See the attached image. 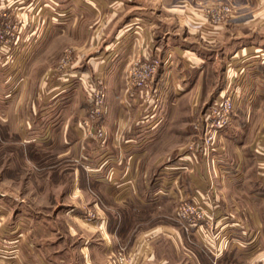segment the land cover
Listing matches in <instances>:
<instances>
[{"label":"crops","instance_id":"1","mask_svg":"<svg viewBox=\"0 0 264 264\" xmlns=\"http://www.w3.org/2000/svg\"><path fill=\"white\" fill-rule=\"evenodd\" d=\"M115 1L107 4L101 0H83V3L72 0L66 14L49 16L50 23H62L74 21L79 16L74 13L76 9L102 14L95 17L96 26L82 37V45L77 48L82 66L73 64L59 80L50 82L54 86L48 91L52 103L40 114L41 119L49 122L34 130L36 147L48 149L62 143L58 126L62 113H68V122L72 117V124L84 111L85 93L91 82L104 78L108 115L103 120V139L98 143L85 139L86 142L65 149L80 157L78 166L92 168L90 171L84 168V181L99 186L102 197L111 200L110 203L136 212L144 211L164 196L195 199L205 212L214 213L216 207L209 200L220 198L227 205L238 204L242 209L240 216L251 218L252 231L257 229L250 238L256 243L264 241L263 14L246 20L234 18L225 26H211L197 9L200 0H155V3L160 1L164 10L160 15L153 14L145 0H136L132 4L135 10L130 14H125V1ZM59 2L48 0L51 10L57 11ZM260 3L257 2L259 6ZM26 4L23 0H0V7L20 8L18 16L27 24L20 34L22 42L56 38L59 30L43 31L41 27L30 31L31 24L41 20L39 9L32 15ZM252 28L260 32H251ZM26 52L27 47L15 58L20 67L27 61ZM151 56L161 59V68L152 84L155 96L150 99L155 106L151 102L147 104L149 100L143 95L126 94L122 84L128 64L135 58L146 60ZM3 63L4 70L7 63ZM226 89L234 90L242 103L231 126L220 134L223 148L213 150L211 162L201 153L188 151L191 131L187 125L196 110L220 102ZM68 122L61 126L74 135L76 130ZM220 158L225 163L221 164ZM146 199L155 202H145ZM103 208L99 212L102 219L106 218V228L110 213ZM215 219H219L217 225L226 234L234 233L236 247L248 244L244 234L239 235L237 230L241 229L236 224L220 222V215ZM110 239L105 238L104 245H109ZM93 246L82 247L84 264L106 261V256H99L98 248ZM132 246L135 250L141 247L137 241Z\"/></svg>","mask_w":264,"mask_h":264},{"label":"rangeland","instance_id":"2","mask_svg":"<svg viewBox=\"0 0 264 264\" xmlns=\"http://www.w3.org/2000/svg\"><path fill=\"white\" fill-rule=\"evenodd\" d=\"M23 1L33 11L32 15L36 14L37 9L40 10L37 12L41 22H33L31 32L42 27L43 31L59 30V34L53 39L45 38L43 42L42 39H28L25 44L20 34L27 24L23 22L22 16H18V5L0 7V264H84L81 252L86 244L95 245L93 248H98L96 253L106 256V261L102 264H264V241L256 243L250 238V234H254L257 229L252 231L254 223L251 218L240 216L242 209L238 204L227 205L220 198H214L209 202L215 205L216 211L205 212L209 217L207 220H198L196 217V220H188L193 214L183 210L181 206L187 204L189 207H199L200 204L195 199H169L161 195L162 198L156 199L154 205L136 212L127 206L110 203L111 200L102 197L99 186L84 181V168L88 171L92 168L78 166L80 157L75 156L72 150L65 149L69 145L72 147L75 143L86 142L85 139H93V143L103 139V120L108 115L107 84L104 78L91 82L88 93H85V108L82 106L84 111L81 116L78 114V118L75 117L72 124V117L68 122V113H62L61 123L71 124L70 128L76 130L75 134L71 135L58 123L62 143L48 149L36 147L37 144L33 141L34 130L49 122L41 119L40 114L52 103L48 91L54 86L50 82L59 80L66 68L73 64L80 63L82 66L83 60L78 62L77 48L82 45V37L92 32L96 26L95 17L102 14L76 9L74 13L79 16L74 21L50 23L49 16L66 14L72 0H59L57 11L51 10L48 0ZM74 1L83 3V0ZM101 1L107 4L110 2ZM123 1L128 12L125 14L135 10L132 9V4L136 0ZM145 1L150 3L149 9L153 10V14L160 15L164 12L160 1ZM211 1L233 5L236 12L232 20H246L259 13L264 16V0H200L201 4L197 9L201 11ZM257 2H261L260 6ZM256 31L251 29V32ZM261 31L264 33V28ZM24 46L27 47V61L20 67L15 58L20 50L24 51ZM3 54L8 56L3 58ZM4 61L7 63V70L2 68ZM130 65L131 63L126 65L122 75L123 90L129 95H143L146 100L145 90H128L126 87L125 79ZM152 84L148 91L150 99L155 96ZM43 85L42 89L45 91L41 94ZM93 88L102 90L107 113L91 124L87 101L90 89ZM231 91L232 89H226L225 94ZM150 99L147 104L151 102ZM241 103L242 99L238 96L230 115L232 121ZM151 104L156 105L153 102ZM214 104L217 102L196 110L194 117L188 122L187 126L191 131V139L187 142L189 152L194 150L201 153L199 148L206 139L205 130L210 127V123L218 120H207L206 113L211 112ZM83 121H87V128L84 130L80 127ZM98 129L101 130V138L97 134ZM220 134L215 140V149L223 148ZM197 145H200L199 148ZM211 153L210 161L214 159ZM200 155L203 156V153ZM225 161L220 158L221 164ZM153 200L155 199H146L145 202H155ZM100 207H106L110 213L106 228V218L104 216L105 220L102 219ZM218 215L222 220L220 222L236 224L241 229L237 230L239 235L242 236V232L248 244L236 247L233 242L234 233L229 236L224 229L218 227L219 219H215ZM105 230H110L112 234ZM111 236L114 239H110ZM105 238L116 244L109 242V245H104ZM134 241L141 247L135 250L132 246ZM152 256L153 259L150 260ZM98 262L101 263L102 260Z\"/></svg>","mask_w":264,"mask_h":264},{"label":"built area","instance_id":"3","mask_svg":"<svg viewBox=\"0 0 264 264\" xmlns=\"http://www.w3.org/2000/svg\"><path fill=\"white\" fill-rule=\"evenodd\" d=\"M235 12L236 8L233 5L218 1H211V3L207 4L201 10L203 19L211 26H222L228 24L232 20ZM133 41L136 43L137 39L134 38ZM160 63V59H158V57L156 58L155 56H151L146 60L136 59L132 61L128 76L125 79L127 89L129 90L135 88L145 90L144 93L146 100L148 101L150 99L148 91L151 88V84L153 83ZM98 84L101 85L100 82ZM90 91L91 92L88 96L87 105L90 107L89 118L92 124V121L96 118L106 115L107 108L102 90L99 91L97 88H93V90L90 89ZM235 99H238V96L235 91L232 90L231 92L224 94V99H222L219 103L212 106L211 112L206 113V115H208L207 120H213L215 118L218 119L216 122L211 121L212 123H210V127L205 130L204 136L206 139L203 145L200 148V145H197V148L200 149V152L208 158L209 154L215 149L214 144L217 136L220 134V132H222V130L231 124L232 120L230 119V115L233 113L235 108ZM80 127L83 130L84 128H87V121H83ZM97 134L100 138L102 137L100 129L97 130ZM182 205L183 206L181 207L183 210H187L193 214V217H188V220H196L195 217L198 218V220H207V218H209L206 216V213L201 206L189 207L187 204Z\"/></svg>","mask_w":264,"mask_h":264}]
</instances>
